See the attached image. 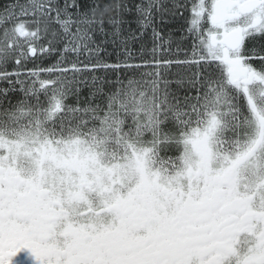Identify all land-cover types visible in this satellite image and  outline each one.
<instances>
[{"label":"snow or ice","instance_id":"1","mask_svg":"<svg viewBox=\"0 0 264 264\" xmlns=\"http://www.w3.org/2000/svg\"><path fill=\"white\" fill-rule=\"evenodd\" d=\"M0 82V264H264V0H9Z\"/></svg>","mask_w":264,"mask_h":264},{"label":"trees","instance_id":"2","mask_svg":"<svg viewBox=\"0 0 264 264\" xmlns=\"http://www.w3.org/2000/svg\"><path fill=\"white\" fill-rule=\"evenodd\" d=\"M8 2H9V0H0V3H8ZM184 15L187 16L188 13L185 12ZM133 16H134V13L128 14V16L126 18L131 19ZM183 23H184V21L182 19H176V20L172 21L170 24H168L166 27H162L161 30H162V32H163V34L165 36V39H168L169 30H172V34H173L174 38L178 37L180 35V28L183 25ZM131 26L135 27L134 24L131 25ZM97 39L98 40L102 39V37L98 36ZM190 44H191L190 40L186 41L185 44H184V46H185L184 49L188 51V49L190 48ZM151 47H152V43H151L150 31H149V37L147 38V49H151ZM102 49L103 50L99 53V56H98V58L101 61L106 62V63H115V62H117V53H118L119 49L115 48L111 43H107V44L102 45ZM133 49H134V51H136L138 53L139 45H134ZM171 49H172L173 53H176V43L175 42L172 44ZM146 58L150 59V57H147V56H146ZM165 58H171V59L179 58V59H183L184 58L183 51H181L178 56L177 55H173L171 57H165ZM54 59H55V57L46 59L43 62L42 66H45V67L48 66V64L52 63L54 61ZM81 59H83V57ZM95 59H96V57L93 58L94 61H95ZM121 59H122V56H121ZM37 63H41V62L37 61ZM32 66H33L32 63L28 64L29 68H31ZM148 70H150V69H141V71H148ZM168 71L171 74H173V75H169L167 78L168 79H174L175 78L174 74L176 72H178L179 69L176 68L175 66H173ZM91 75H96V76H99V77H104L105 75H107L110 80H115V74L114 73H110L109 72V73L106 74L103 70H100V71H98L96 73L89 74V76H91ZM0 83H4V82H0ZM1 85H3V84H1ZM173 87H175V85H173ZM9 95H10V97H12L13 100H15V99H17L19 97L20 94L18 92H11V93H9ZM87 95H88V89L84 88L83 92H82V98L84 96H87Z\"/></svg>","mask_w":264,"mask_h":264},{"label":"flooded vegetation","instance_id":"3","mask_svg":"<svg viewBox=\"0 0 264 264\" xmlns=\"http://www.w3.org/2000/svg\"><path fill=\"white\" fill-rule=\"evenodd\" d=\"M1 84H3V85H1ZM5 85V86H4ZM4 86V87H3ZM8 87V84L7 83H0V88H7ZM11 93V92H10ZM12 98V97H11Z\"/></svg>","mask_w":264,"mask_h":264},{"label":"rangeland","instance_id":"4","mask_svg":"<svg viewBox=\"0 0 264 264\" xmlns=\"http://www.w3.org/2000/svg\"><path fill=\"white\" fill-rule=\"evenodd\" d=\"M191 45V44H190ZM185 46L183 45L182 48H184ZM188 51L190 52L191 51V48L188 49Z\"/></svg>","mask_w":264,"mask_h":264}]
</instances>
